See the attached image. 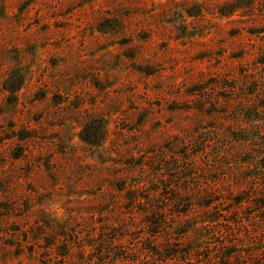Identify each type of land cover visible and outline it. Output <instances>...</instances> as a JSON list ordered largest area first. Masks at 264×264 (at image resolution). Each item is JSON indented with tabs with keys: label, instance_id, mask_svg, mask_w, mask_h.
<instances>
[{
	"label": "rangeland",
	"instance_id": "1",
	"mask_svg": "<svg viewBox=\"0 0 264 264\" xmlns=\"http://www.w3.org/2000/svg\"><path fill=\"white\" fill-rule=\"evenodd\" d=\"M0 264H264V0H0Z\"/></svg>",
	"mask_w": 264,
	"mask_h": 264
},
{
	"label": "trees",
	"instance_id": "2",
	"mask_svg": "<svg viewBox=\"0 0 264 264\" xmlns=\"http://www.w3.org/2000/svg\"><path fill=\"white\" fill-rule=\"evenodd\" d=\"M15 88H16V87H13V88H11V89H9V88H6V89L9 90V91H11V92H13V91H15Z\"/></svg>",
	"mask_w": 264,
	"mask_h": 264
}]
</instances>
